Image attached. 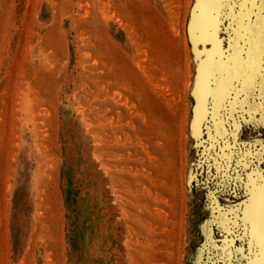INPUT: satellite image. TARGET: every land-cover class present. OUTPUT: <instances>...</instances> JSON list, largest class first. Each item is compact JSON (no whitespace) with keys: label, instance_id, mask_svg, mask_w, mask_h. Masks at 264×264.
<instances>
[{"label":"rangeland","instance_id":"obj_1","mask_svg":"<svg viewBox=\"0 0 264 264\" xmlns=\"http://www.w3.org/2000/svg\"><path fill=\"white\" fill-rule=\"evenodd\" d=\"M200 1L0 0V264H71L67 161L74 183L98 179L109 192L111 264L257 261L264 195L253 206L250 189L264 188V165L245 182L215 169L216 147L235 145L224 105L205 97L214 73L221 97L224 80L244 74L241 51L258 69L264 38L240 25L227 49L206 43L211 8L204 33L193 31Z\"/></svg>","mask_w":264,"mask_h":264},{"label":"snow or ice","instance_id":"obj_2","mask_svg":"<svg viewBox=\"0 0 264 264\" xmlns=\"http://www.w3.org/2000/svg\"><path fill=\"white\" fill-rule=\"evenodd\" d=\"M207 2L211 8V23L204 35L206 43L227 49L240 25H247L252 30L249 35H253L258 28L261 37L264 38V0H207ZM245 39L247 40V37ZM231 57L232 51L228 50L227 56L221 55L220 63L230 66ZM235 59L246 69L244 74L224 80L223 97L219 92L224 74L217 72L211 75L205 102L211 109L220 104L224 105L221 112L227 115L225 124L229 132L228 143L235 145L234 148L216 147L213 154L215 169L231 175L232 169L235 168L242 172L245 179L251 181L254 175L252 170L257 164L264 165V42L258 69L252 64L246 51H241ZM226 110H230V114ZM240 116L245 118L239 119ZM245 130H249V135L246 140H242ZM256 131L260 133L259 140L251 134ZM223 143L222 140L221 144ZM260 175L264 181V167L261 168ZM225 183L231 185L230 180L226 179ZM226 194H230V191Z\"/></svg>","mask_w":264,"mask_h":264},{"label":"trees","instance_id":"obj_3","mask_svg":"<svg viewBox=\"0 0 264 264\" xmlns=\"http://www.w3.org/2000/svg\"><path fill=\"white\" fill-rule=\"evenodd\" d=\"M63 172V194L67 208L68 234L71 264H106L117 257L119 238L113 234L117 215L105 186L98 179L74 183L70 169ZM94 178H97L95 176ZM99 246L101 256H95L92 248ZM107 264H111L112 262ZM106 262V263H105Z\"/></svg>","mask_w":264,"mask_h":264},{"label":"water","instance_id":"obj_4","mask_svg":"<svg viewBox=\"0 0 264 264\" xmlns=\"http://www.w3.org/2000/svg\"><path fill=\"white\" fill-rule=\"evenodd\" d=\"M208 8H210V6H209L207 0H201L199 7H198V11L195 14L193 31H196L199 28L200 30H202V33H204L203 31H205V27H206V26H204V21L206 19H210V17L208 18V16H207L208 15L207 12L209 10ZM199 17H201V18H199ZM193 37H194V34H193ZM207 72L208 71H207V68L205 65L199 66V69H198L199 79L197 80L198 92H200L201 89H203L204 85H206L205 77L207 76ZM243 177H244V175H243ZM244 182H245V178H244ZM244 182H243L242 186H244ZM250 193H251V202L253 204L254 198L259 197V195L260 196L264 195V188H262V187L258 188V186L253 182L252 188L250 189ZM259 204H260L259 209L255 212L256 216H255V221H254V225H255V229H256V239H257V244L259 246V256L257 257V261L254 264H264V220H263L264 211H263V202L260 200ZM253 206H254V204H253Z\"/></svg>","mask_w":264,"mask_h":264}]
</instances>
